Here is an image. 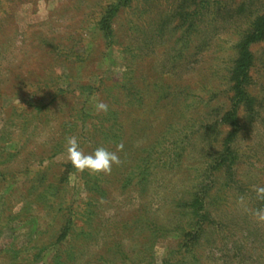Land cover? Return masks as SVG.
Returning a JSON list of instances; mask_svg holds the SVG:
<instances>
[{
  "label": "rangeland",
  "instance_id": "obj_1",
  "mask_svg": "<svg viewBox=\"0 0 264 264\" xmlns=\"http://www.w3.org/2000/svg\"><path fill=\"white\" fill-rule=\"evenodd\" d=\"M115 1L0 0V264H264V42L237 159L219 163L237 45L264 0L158 38L179 1L135 2L107 44L95 23ZM71 136L85 153L123 143L121 163L80 172Z\"/></svg>",
  "mask_w": 264,
  "mask_h": 264
},
{
  "label": "trees",
  "instance_id": "obj_2",
  "mask_svg": "<svg viewBox=\"0 0 264 264\" xmlns=\"http://www.w3.org/2000/svg\"><path fill=\"white\" fill-rule=\"evenodd\" d=\"M141 1L143 2L147 0H116L113 4H110L105 9H102L100 16L95 23V27L107 44H110L114 39L115 19L123 10L132 7L133 3H140ZM178 1L179 4L175 6V11L173 10V12H171L174 15L170 14L173 20L166 23H159L154 29V38H158L161 34L165 33L173 21L177 22L175 30H183V35L185 37H190V35L197 28V18H201L203 14L215 13V10L219 9L221 4L224 3V0ZM259 2L260 1H258V3ZM227 3L228 0H226V4ZM237 5L240 4L238 3ZM261 42H264V12L258 13L253 18L250 28L237 45L238 57L231 69L230 78L233 92V96L231 98V110L227 112L223 118L226 119V121L223 120V122L225 121L228 123L232 127V130L228 134L224 144V150L226 153L224 152V154H222L219 163L224 162L226 159V162L228 160L230 161L229 166H232L237 159L232 146L242 129L239 112L241 108H248L251 103L253 104L256 101L254 97H251L249 92V88L252 85V70L256 61L252 47ZM203 207L204 202L202 198L198 196L192 202L190 209L192 210V214L194 216H200V212L203 210ZM64 237H66V235H64Z\"/></svg>",
  "mask_w": 264,
  "mask_h": 264
},
{
  "label": "clouds",
  "instance_id": "obj_3",
  "mask_svg": "<svg viewBox=\"0 0 264 264\" xmlns=\"http://www.w3.org/2000/svg\"><path fill=\"white\" fill-rule=\"evenodd\" d=\"M97 113H107L109 105L103 101L95 105ZM67 153L69 162L80 172L87 171L89 174H110L114 165L121 163L118 152L123 151V143L116 145V151H110L108 148L99 146L91 153H85L77 137L71 136L66 138ZM257 198L264 200V187H256ZM253 217L264 222V208H258L252 211Z\"/></svg>",
  "mask_w": 264,
  "mask_h": 264
}]
</instances>
